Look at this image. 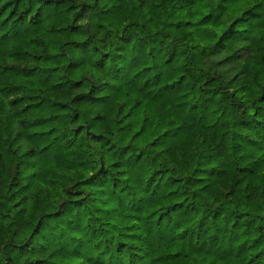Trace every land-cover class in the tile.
Segmentation results:
<instances>
[{
    "label": "trees",
    "instance_id": "1",
    "mask_svg": "<svg viewBox=\"0 0 264 264\" xmlns=\"http://www.w3.org/2000/svg\"><path fill=\"white\" fill-rule=\"evenodd\" d=\"M0 264H264V0H0Z\"/></svg>",
    "mask_w": 264,
    "mask_h": 264
}]
</instances>
